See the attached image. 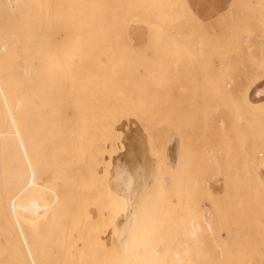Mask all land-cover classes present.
Masks as SVG:
<instances>
[{
	"label": "rangeland",
	"instance_id": "1",
	"mask_svg": "<svg viewBox=\"0 0 264 264\" xmlns=\"http://www.w3.org/2000/svg\"><path fill=\"white\" fill-rule=\"evenodd\" d=\"M19 7L15 12L0 8V45L5 46L0 50V82L6 93L10 70L18 73L15 56L24 52V44L34 45L37 53L59 55L60 78L78 83L87 82L84 56L96 55L93 78L100 99L92 97V103L84 105L83 117L95 121V136L86 134L87 141L76 137L73 150H85L88 157L89 147L102 141L96 119L120 104L126 109L120 121L131 129H125L123 141H144L158 172L156 180L167 176L172 183L168 193L167 185L161 191L157 181L163 195L153 193L157 196L148 210L151 225L164 228L173 223L179 229L186 218L201 222L209 214L223 235L220 248L211 237H201L215 255L203 259L205 263L264 262V185L248 174L249 158L262 159L257 165L264 179V111L242 100L252 79L249 98L264 104V0H20ZM67 108L72 115V107ZM5 117L0 101V128ZM111 141L116 155L122 154L118 139L113 136ZM3 153L0 171L7 167ZM170 157L178 167L172 169ZM86 166L76 163L71 169L74 186L68 198L71 205L74 197L81 198L80 218L87 229V208L105 212L106 196L99 165ZM184 232L182 238L177 236L179 246L190 241ZM194 252L189 248L193 260L201 261Z\"/></svg>",
	"mask_w": 264,
	"mask_h": 264
},
{
	"label": "bare ground",
	"instance_id": "2",
	"mask_svg": "<svg viewBox=\"0 0 264 264\" xmlns=\"http://www.w3.org/2000/svg\"><path fill=\"white\" fill-rule=\"evenodd\" d=\"M19 5L20 0H0V8L10 12L18 11ZM4 48L0 45V50ZM23 48L24 52L15 56L18 73L14 75L15 71L10 70L12 78L7 93L0 82V101L6 113L0 128V154L6 153L7 158L6 169L0 171V264H211L203 259L210 260L215 255L202 245L201 237H211L215 247L220 248L223 232L214 228L209 214L201 222L186 218L179 229L172 227L173 223L164 228L151 225L149 207L157 195H163L159 193L164 190L162 185H167V189L172 183L164 176L166 173L156 180L158 172L152 165V156L145 150L144 141L133 143L128 139L133 137L127 138L128 143L123 141L122 135L128 133L127 129L131 130L127 121H120L119 115L125 107L119 104L101 112L95 127L102 141H96V147L92 149L89 147L88 157L83 155L85 150H73L76 137L82 139L85 136L87 141L86 134L90 138L95 136V121L83 117L86 114L84 105L92 103V97L100 99L93 78L98 68L96 55L84 56L87 82L78 83L72 78H60L63 69L59 55L37 53L34 45L24 44ZM12 62L15 60L11 59ZM253 83L252 79L248 81L242 100L263 112L264 104L257 105L249 98ZM66 103L72 107V115ZM71 116L77 120H72ZM132 121L133 118L130 123ZM113 136L124 150L118 156L111 141ZM178 145L180 143L177 144L180 149ZM171 157L168 160L172 162ZM175 159L177 161V157ZM261 160L249 158L248 174L264 185L257 165ZM76 163L84 168H87L86 164L89 168L99 165L97 171L105 178L102 188L106 197L102 201L106 213H100L101 208H87L90 219L87 229L80 218L81 198L74 197L72 205L68 198L69 188L74 186L70 184V171ZM174 165L172 162V169L178 167V163ZM157 181L162 190H157V186L160 188ZM26 193L28 196L24 198ZM97 221L104 225L100 222L99 226ZM184 230L190 236L185 234V239L190 241L183 240L179 246L177 236L182 238ZM224 233L230 236L228 231ZM187 246L194 249L195 257L201 261L193 260Z\"/></svg>",
	"mask_w": 264,
	"mask_h": 264
}]
</instances>
